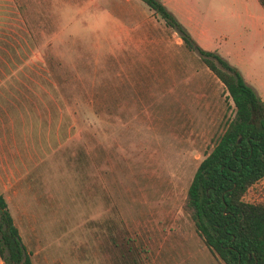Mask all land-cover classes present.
Listing matches in <instances>:
<instances>
[{
    "label": "rangeland",
    "instance_id": "rangeland-1",
    "mask_svg": "<svg viewBox=\"0 0 264 264\" xmlns=\"http://www.w3.org/2000/svg\"><path fill=\"white\" fill-rule=\"evenodd\" d=\"M159 1L264 104L257 0ZM233 116L143 0H0V192L34 264H222L183 204Z\"/></svg>",
    "mask_w": 264,
    "mask_h": 264
},
{
    "label": "trees",
    "instance_id": "trees-1",
    "mask_svg": "<svg viewBox=\"0 0 264 264\" xmlns=\"http://www.w3.org/2000/svg\"><path fill=\"white\" fill-rule=\"evenodd\" d=\"M143 1L178 30L187 47L198 52L234 106V116L194 172L183 209L222 264H264V203L244 199L246 191L264 177V104L225 57L200 47L159 0ZM257 1L264 10V0ZM122 240L121 251L131 239L122 236ZM0 258L4 264H34L1 192Z\"/></svg>",
    "mask_w": 264,
    "mask_h": 264
}]
</instances>
